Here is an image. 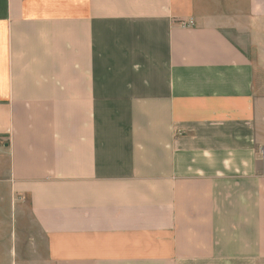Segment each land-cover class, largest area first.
<instances>
[{"label":"crops","instance_id":"1","mask_svg":"<svg viewBox=\"0 0 264 264\" xmlns=\"http://www.w3.org/2000/svg\"><path fill=\"white\" fill-rule=\"evenodd\" d=\"M0 264H264V0H0Z\"/></svg>","mask_w":264,"mask_h":264},{"label":"rangeland","instance_id":"2","mask_svg":"<svg viewBox=\"0 0 264 264\" xmlns=\"http://www.w3.org/2000/svg\"><path fill=\"white\" fill-rule=\"evenodd\" d=\"M16 231H22L23 232L24 230H22V229L19 230V228L16 227ZM23 245H24V242H22L20 239L17 240V238H16V248H22Z\"/></svg>","mask_w":264,"mask_h":264},{"label":"built area","instance_id":"3","mask_svg":"<svg viewBox=\"0 0 264 264\" xmlns=\"http://www.w3.org/2000/svg\"><path fill=\"white\" fill-rule=\"evenodd\" d=\"M191 24H193V22H191Z\"/></svg>","mask_w":264,"mask_h":264}]
</instances>
